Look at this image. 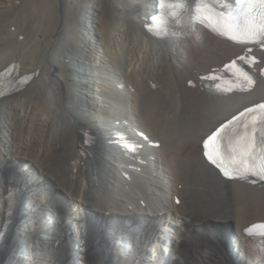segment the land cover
Wrapping results in <instances>:
<instances>
[{"label": "bare ground", "instance_id": "bare-ground-1", "mask_svg": "<svg viewBox=\"0 0 264 264\" xmlns=\"http://www.w3.org/2000/svg\"><path fill=\"white\" fill-rule=\"evenodd\" d=\"M153 1L0 0V69L15 62L20 73L38 71L0 98L1 230L9 209L0 264L25 201L62 222L94 214L76 225L86 228L78 255L85 264L104 258L98 240L110 231L116 244L135 238L121 244L114 264H143L145 255L165 251V264H242L240 256L264 264V238L245 232L264 222V182L224 178L201 146L221 121L264 100V47L237 45L201 26L187 38H153L142 27ZM234 66L254 76L251 87L216 92L214 83ZM121 133L139 147L126 151ZM65 228L24 241L38 251L31 264H69L64 253L78 245L77 230L64 238ZM224 244L240 256L227 259Z\"/></svg>", "mask_w": 264, "mask_h": 264}, {"label": "rangeland", "instance_id": "rangeland-1", "mask_svg": "<svg viewBox=\"0 0 264 264\" xmlns=\"http://www.w3.org/2000/svg\"><path fill=\"white\" fill-rule=\"evenodd\" d=\"M152 3V2H151ZM154 6H152L151 11L155 10V3L153 1ZM2 164V163H1ZM65 198L68 202H72L66 195ZM64 198V199H65ZM25 200H27V198H25ZM24 200V201H25ZM37 206V205H36ZM35 205L31 204V202L29 201H25L23 202V205L20 208V216L17 219V223L14 225L13 228H11L10 230V237L9 239L3 243V247L1 250L2 253V257L6 258V264H31L36 260V257L38 258L39 256H37L36 254L38 253L36 248H31L28 247L27 244L24 243V241H26V239H33V238H40L41 236H43L44 234H47L48 231L47 229H49L50 227H54V225H61L63 227H66L64 230V238L68 237L69 235L72 236L73 235V230L76 229L77 230V234H76V243L78 244L77 246H74V241L72 242V250H68L67 252L65 251L64 256H67L69 259H71V261L69 260V264H85L79 257V252L82 250V247L84 246V232L85 229H83L82 227H77L76 225L77 222L79 220H81L82 218L80 216L83 217H88L91 218V216L94 217V214H90V211H86L84 214H79L80 216H77L78 213H75L76 215H73L70 219L68 220H64V222L57 220V218H55V216H53V211H50L46 208H44V206L40 205L38 207H40V209L42 210L41 215L35 219V220H30V216L32 213H34L35 211H41L38 209V207H36ZM95 212V211H94ZM104 215V214H102ZM109 217V215L107 216ZM2 217L0 218V230H1V223H2ZM173 217L169 218V221H173ZM54 221V222H53ZM220 225H224V223H219ZM49 224V225H48ZM97 232L95 233V235L97 236ZM103 238L98 240V245L100 246L99 248L102 249H106V253L104 258L101 259L98 264H114L115 261H117L118 259H120L121 253L122 251V247L121 244H127L129 245V241L127 240H132L134 241L135 238H119L118 243H120V246H118L116 243L113 242V240H109L111 237H115L116 234L111 233V231L109 233H103ZM99 235V234H98ZM160 235L165 238L166 234L164 233V231H160ZM229 235L231 238H235L236 231L234 227H231L229 230ZM67 239V238H66ZM134 243V242H133ZM135 244V243H134ZM54 245V243H53ZM108 245V246H107ZM137 245V244H135ZM140 245V244H139ZM55 246V245H54ZM56 247V246H55ZM107 247H112L114 252H108ZM221 249L224 251V254L226 255L227 259L229 258L228 255L233 256L231 253L235 252L236 253V257L240 256L239 252L225 247V244L223 246H220ZM141 246H137V249L140 250ZM51 249V247H50ZM49 246H46V248H44V253L48 254L49 256ZM118 255V256H117ZM110 256V261L109 262H105V260L107 259V257ZM168 251H165V253H163L162 256L157 255L156 253H153V255L151 256H144V259L142 260L143 264H165L168 260ZM146 257V258H145ZM241 261L242 264H249V260L247 258L241 257ZM139 261V260H138ZM141 261V260H140ZM170 261V258H169ZM5 264V263H4ZM259 264V263H258Z\"/></svg>", "mask_w": 264, "mask_h": 264}, {"label": "snow or ice", "instance_id": "snow-or-ice-1", "mask_svg": "<svg viewBox=\"0 0 264 264\" xmlns=\"http://www.w3.org/2000/svg\"><path fill=\"white\" fill-rule=\"evenodd\" d=\"M162 2L166 5L171 4L174 7L176 5L177 0H162ZM233 3H241V11H243L244 3L248 5V10L244 14L245 16L253 20V23L248 27L249 39L264 42V11L260 13L262 22L258 26L255 23L254 16V14L257 13V6H260L261 9L264 10V0H243V2L242 0H200V7L210 8L213 11H215L217 8L227 10L232 7ZM217 17L219 18V13H217ZM0 76H2V74H0ZM257 107L264 109V105H258ZM248 111L251 112L252 109H249ZM217 131L219 132V130ZM257 131V128L254 126L250 150L246 153L248 160L251 161V166L248 170L252 171L253 169H258V171H254L253 174H259L262 178H264V149H262L258 158L254 155L257 144ZM216 135V133H213V136L209 137V140L205 142L206 148L209 145V141H213ZM259 142L262 146H264V132L260 133ZM205 154L208 155L207 152ZM209 158L212 159L211 156H209ZM257 159L259 160L258 164L256 163ZM213 163H216V161L213 160ZM225 175H228V172H225ZM245 231L248 232V234L250 235L254 234L258 236H264V224L251 225Z\"/></svg>", "mask_w": 264, "mask_h": 264}]
</instances>
